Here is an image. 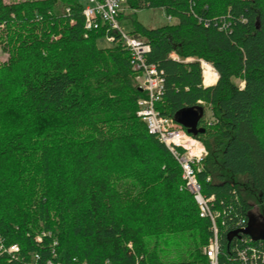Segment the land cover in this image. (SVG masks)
<instances>
[{
    "label": "trees",
    "instance_id": "obj_1",
    "mask_svg": "<svg viewBox=\"0 0 264 264\" xmlns=\"http://www.w3.org/2000/svg\"><path fill=\"white\" fill-rule=\"evenodd\" d=\"M83 2L0 0V98L12 100L0 128L16 130L0 133V264H207L211 220L137 116L148 94L130 52L107 25L84 29ZM125 5L176 20L155 29L134 21L129 33L146 41V62L164 79L154 108L207 152L196 176L221 215L218 264H260L264 241L227 236L250 215L264 222V0ZM106 37L110 48L98 44ZM200 61L215 85L203 86ZM184 110L198 115L195 134L178 124ZM37 133L46 136L31 145Z\"/></svg>",
    "mask_w": 264,
    "mask_h": 264
},
{
    "label": "built area",
    "instance_id": "obj_2",
    "mask_svg": "<svg viewBox=\"0 0 264 264\" xmlns=\"http://www.w3.org/2000/svg\"><path fill=\"white\" fill-rule=\"evenodd\" d=\"M125 2L126 0H84L82 10V15L85 19L84 29L91 31L97 29L100 24H105L110 30L119 34L125 48L130 52V65L137 72L135 80L139 88L148 94V98L140 99L137 102V116L146 124L148 132L155 135L178 162L182 170V178L185 181L186 189L193 195L199 210V216L201 218H210L213 236L208 246L204 249V254L207 264H218V222L221 219V215L210 208L209 203L213 200V197L207 198L202 194L201 185L196 176L202 160L207 156V152L201 141L177 128L171 119L160 116L155 110L154 105L160 100L164 91V79L155 65L146 62V56L150 52V47L146 41L141 37H135L123 32L119 27L118 17L122 13ZM172 19L167 17L168 21ZM105 40L113 43L114 38L106 37ZM200 65L202 69V84L206 87L203 82V72L206 66H212L204 61H200ZM7 251L8 253H16L18 248L14 245ZM239 255L241 259H245L243 252ZM251 257L256 260L254 249L251 252ZM260 264H264V252L261 254Z\"/></svg>",
    "mask_w": 264,
    "mask_h": 264
},
{
    "label": "rangeland",
    "instance_id": "obj_3",
    "mask_svg": "<svg viewBox=\"0 0 264 264\" xmlns=\"http://www.w3.org/2000/svg\"><path fill=\"white\" fill-rule=\"evenodd\" d=\"M15 1L20 2L23 0H15ZM122 9L123 10L121 13V17H120V19L118 18V23H119V27L121 28V30L125 33H130L133 30V22L134 21H137L138 23H140L141 25H143L147 29H155V28H159V27H162L164 25H167V24L176 23L175 19H173L172 21L167 20V16H166L163 9L144 8V9L132 10V9H128L125 4L123 5ZM56 12L58 14H64V12H66L65 7L61 4H58L56 6ZM98 44L102 48H110L111 47V43L107 42L105 39L99 41ZM7 58H8L7 54L2 53V51L0 50V64L5 62L7 60ZM235 83L239 86H243V83L238 81V80H236ZM10 105L12 106L11 98H10V101L8 102V105L6 103L5 106L10 108L9 107ZM5 106H3L2 99L0 98V110L5 112L6 111ZM205 112H206V118L211 119V112L209 111V107L206 106ZM18 113H19V111H17V114ZM2 119L4 120V118H2ZM8 126L10 128L1 127L0 133L1 134H7L10 132L9 134L14 136V134L16 133V130H12L11 125H8ZM17 132H18V130H17ZM260 133H261V135L264 136V124L262 125ZM45 136L46 135L44 133L35 134L34 137L32 138L33 141H31L32 142L31 145H33V144L35 145L40 140H43Z\"/></svg>",
    "mask_w": 264,
    "mask_h": 264
},
{
    "label": "water",
    "instance_id": "obj_4",
    "mask_svg": "<svg viewBox=\"0 0 264 264\" xmlns=\"http://www.w3.org/2000/svg\"><path fill=\"white\" fill-rule=\"evenodd\" d=\"M198 122V115L192 110H184L180 114L178 124L188 129V133L195 134ZM243 234L250 238L252 242L264 241V222H258L254 215L249 216L248 224L244 229H240L228 234L230 241L233 237Z\"/></svg>",
    "mask_w": 264,
    "mask_h": 264
},
{
    "label": "bare ground",
    "instance_id": "obj_5",
    "mask_svg": "<svg viewBox=\"0 0 264 264\" xmlns=\"http://www.w3.org/2000/svg\"><path fill=\"white\" fill-rule=\"evenodd\" d=\"M203 78H204V81H203L204 85L208 87L217 82L218 75L212 67L206 66L203 72Z\"/></svg>",
    "mask_w": 264,
    "mask_h": 264
},
{
    "label": "crops",
    "instance_id": "obj_6",
    "mask_svg": "<svg viewBox=\"0 0 264 264\" xmlns=\"http://www.w3.org/2000/svg\"><path fill=\"white\" fill-rule=\"evenodd\" d=\"M172 20H173V19H172ZM172 20H171V21H172ZM214 71H215V70H214ZM217 80H218V79H217ZM215 84H216V83H215ZM215 84H212V85H215ZM212 85H210V86H212ZM206 87H207V86H206Z\"/></svg>",
    "mask_w": 264,
    "mask_h": 264
}]
</instances>
